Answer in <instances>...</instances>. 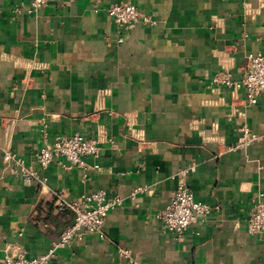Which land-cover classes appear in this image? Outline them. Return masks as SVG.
I'll use <instances>...</instances> for the list:
<instances>
[{"label":"crops","instance_id":"0c3cea01","mask_svg":"<svg viewBox=\"0 0 264 264\" xmlns=\"http://www.w3.org/2000/svg\"><path fill=\"white\" fill-rule=\"evenodd\" d=\"M116 2L152 21L124 31L106 13ZM249 53H264V0H0V261L58 239L73 212L51 209L54 191L103 188L123 199L103 235L83 231L51 264H264V234L246 227L264 197V95L249 104L242 87L211 80L220 69L240 79ZM243 124L255 140L234 148ZM73 132L97 138L98 155L52 161L43 187L2 158L11 149L36 166L45 138ZM191 163L194 198L218 209L177 236L157 213Z\"/></svg>","mask_w":264,"mask_h":264},{"label":"built area","instance_id":"2783aa9c","mask_svg":"<svg viewBox=\"0 0 264 264\" xmlns=\"http://www.w3.org/2000/svg\"><path fill=\"white\" fill-rule=\"evenodd\" d=\"M30 8L39 9L47 0H28ZM108 17L124 31H129L142 23L152 21L151 16L132 2H116L106 8ZM118 40H122L119 35ZM211 80L214 83L231 87H242L245 100L249 104L256 103L264 95V53H249L244 65V71L240 79H233L231 72L227 69L216 71ZM255 137L249 133L248 126L243 124L234 148L249 145ZM98 139L85 136L79 132L69 134H57L52 139L45 138L36 153L37 165L26 163L25 159L15 151L7 149L2 158L5 163L12 165L14 171L21 175L26 181H35L38 187L45 185V177L39 171L49 163L56 160L59 164L67 167L77 165L85 167L88 157H96L99 152ZM194 163L184 165L176 172L178 178L176 188L169 195L164 206L158 211L157 217L165 228L180 236L190 223L218 209V205L196 200L189 188L187 179L194 171ZM140 189V188H139ZM134 196L132 193L131 197ZM54 205L59 210L73 212V219L59 235L58 239L45 251L28 256L26 251L19 249L15 254H5L0 264H51L57 249L66 245L73 237L80 235L83 231L97 232L103 235V226L108 212L123 202L122 197L114 195L107 197L103 188H98L83 193L76 199H68L61 190L54 191ZM246 227L249 233L264 234V197L262 193L254 199L246 217ZM119 255L130 263H134L131 249L118 247Z\"/></svg>","mask_w":264,"mask_h":264},{"label":"trees","instance_id":"16d2710c","mask_svg":"<svg viewBox=\"0 0 264 264\" xmlns=\"http://www.w3.org/2000/svg\"><path fill=\"white\" fill-rule=\"evenodd\" d=\"M54 202H55V198H54L53 201H52L51 209L57 211V209H56V207H55V205H54ZM67 210H69V209H67ZM67 210H66V209H65V210H59V212H60V213H64V212H66ZM69 211H70V210H69ZM72 219H73V217H72ZM72 219L70 220V222L68 223V225H70V223L72 222ZM68 225H67V226H68ZM67 226H66V227H67ZM66 227H65V228H66ZM65 228H64V229H65ZM64 229H63V230H64ZM63 230H62V231H63Z\"/></svg>","mask_w":264,"mask_h":264}]
</instances>
